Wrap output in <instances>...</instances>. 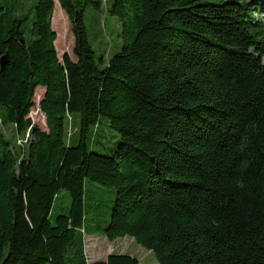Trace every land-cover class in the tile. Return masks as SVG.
I'll list each match as a JSON object with an SVG mask.
<instances>
[{
  "label": "trees",
  "instance_id": "trees-1",
  "mask_svg": "<svg viewBox=\"0 0 264 264\" xmlns=\"http://www.w3.org/2000/svg\"><path fill=\"white\" fill-rule=\"evenodd\" d=\"M57 3L76 61L57 52ZM106 12L108 60L87 26ZM263 16L264 0H0V264H89L88 234L157 264H264ZM93 186L114 193L104 226Z\"/></svg>",
  "mask_w": 264,
  "mask_h": 264
},
{
  "label": "rangeland",
  "instance_id": "rangeland-1",
  "mask_svg": "<svg viewBox=\"0 0 264 264\" xmlns=\"http://www.w3.org/2000/svg\"><path fill=\"white\" fill-rule=\"evenodd\" d=\"M105 1L108 2L109 0ZM54 13L53 30L57 34V41L55 45L59 58L62 60L64 54H69L70 57L76 61V57L74 55L75 40L72 33L71 23L59 4L56 6ZM87 26L93 48L97 53V56L103 55L106 60L110 59L122 45V40L120 38L121 25L119 22L109 16L107 12L102 13L101 15L99 13H90L87 17ZM42 89L44 90V88H39L37 91L35 97L37 108L32 112L31 120L41 130L46 131V118L39 109L40 102L42 101L44 95V91ZM6 132L8 137L13 138V140L15 139L16 142V138L11 137L13 134L12 128H9ZM109 132L115 134V132L110 129ZM20 140L22 145L25 144L28 140V134ZM113 142L114 140H111L104 146L96 147L90 140L89 147L99 153L106 154L113 146ZM17 145H19V142ZM93 189L98 194L96 206L100 207V216L96 219V222L104 226L110 221V208L114 201V193L113 190L105 189L99 186H93ZM70 203L71 200L68 193L63 192L56 201L55 209L56 211H61V208H63L64 211V209L66 210L70 206ZM85 252L89 264L107 261L108 257L112 254L135 257L140 260L141 264H157L154 254L137 244L131 237L110 242L101 234H88V236L85 237Z\"/></svg>",
  "mask_w": 264,
  "mask_h": 264
},
{
  "label": "water",
  "instance_id": "water-1",
  "mask_svg": "<svg viewBox=\"0 0 264 264\" xmlns=\"http://www.w3.org/2000/svg\"><path fill=\"white\" fill-rule=\"evenodd\" d=\"M8 62V56H4L1 60L2 68L5 67L6 63Z\"/></svg>",
  "mask_w": 264,
  "mask_h": 264
},
{
  "label": "built area",
  "instance_id": "built-area-1",
  "mask_svg": "<svg viewBox=\"0 0 264 264\" xmlns=\"http://www.w3.org/2000/svg\"><path fill=\"white\" fill-rule=\"evenodd\" d=\"M18 142H19V145H22V144H21V140H19Z\"/></svg>",
  "mask_w": 264,
  "mask_h": 264
},
{
  "label": "bare ground",
  "instance_id": "bare-ground-1",
  "mask_svg": "<svg viewBox=\"0 0 264 264\" xmlns=\"http://www.w3.org/2000/svg\"><path fill=\"white\" fill-rule=\"evenodd\" d=\"M264 19V18H263Z\"/></svg>",
  "mask_w": 264,
  "mask_h": 264
}]
</instances>
